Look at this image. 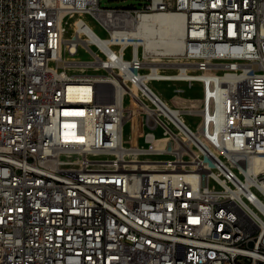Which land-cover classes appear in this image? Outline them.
Returning a JSON list of instances; mask_svg holds the SVG:
<instances>
[{
	"label": "built area",
	"instance_id": "built-area-1",
	"mask_svg": "<svg viewBox=\"0 0 264 264\" xmlns=\"http://www.w3.org/2000/svg\"><path fill=\"white\" fill-rule=\"evenodd\" d=\"M103 1L0 0V264H264V0ZM155 15L180 55L133 36Z\"/></svg>",
	"mask_w": 264,
	"mask_h": 264
},
{
	"label": "bare ground",
	"instance_id": "bare-ground-1",
	"mask_svg": "<svg viewBox=\"0 0 264 264\" xmlns=\"http://www.w3.org/2000/svg\"><path fill=\"white\" fill-rule=\"evenodd\" d=\"M96 16L105 22L111 23L113 27L124 29H131L133 27L131 19L125 14L96 13ZM183 30L184 22L182 19L171 15H155L145 17L139 30L133 33V36L140 39L139 42L144 46L146 52L158 56H177L183 52V43L181 41ZM207 63H211V61H207ZM171 65L172 64L170 63H166L167 67H170ZM154 67L156 68L158 65H155ZM148 80L149 78H144L142 83L149 85L152 91L156 92L152 88V84H148ZM83 88V86H76L77 90H84ZM139 88L140 86L132 87L135 93H137V89ZM176 100L179 102V105H182V103H180V98H177ZM164 101L166 100L164 99ZM181 111L185 112L187 110H185L184 107Z\"/></svg>",
	"mask_w": 264,
	"mask_h": 264
},
{
	"label": "rangeland",
	"instance_id": "rangeland-1",
	"mask_svg": "<svg viewBox=\"0 0 264 264\" xmlns=\"http://www.w3.org/2000/svg\"><path fill=\"white\" fill-rule=\"evenodd\" d=\"M150 0H105L102 2L101 7L104 9L112 10V9H121V8H128L131 6H137L140 7L144 4L149 3ZM88 21L92 26H94L95 30L102 34L100 27L98 23L93 19L92 17H87ZM82 58H87L85 55L82 54ZM167 60L163 59L162 61H159L160 64L158 67H166V64H164ZM150 63V62H148ZM168 63V62H167ZM155 64L153 61L151 62L152 65ZM171 67H176L174 65H171ZM152 88L157 92L160 93L161 96L170 104L174 105L175 107H187L189 106L188 101H184L183 99H180V103L182 105H179V102L176 100V96H180V98L185 99H200L201 97V86L198 83H195L193 86H189L187 84H170L167 82H154L152 83ZM175 89H183L184 92H175ZM186 120L192 124L194 127L199 126L200 119L195 117H186ZM126 136H128V127L126 129ZM160 146H164V142L159 141ZM156 158V157H155ZM159 159H165V157H158Z\"/></svg>",
	"mask_w": 264,
	"mask_h": 264
}]
</instances>
